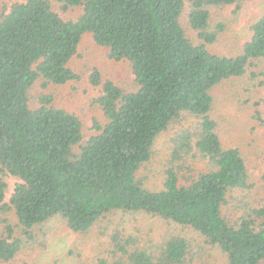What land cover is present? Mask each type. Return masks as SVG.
Segmentation results:
<instances>
[{"label":"trees","instance_id":"1","mask_svg":"<svg viewBox=\"0 0 264 264\" xmlns=\"http://www.w3.org/2000/svg\"><path fill=\"white\" fill-rule=\"evenodd\" d=\"M54 1L82 11L66 20L51 0L0 3V209L12 210L20 227L15 234L4 221L0 263L12 261L51 218L85 233L113 211H141L191 227L220 248L226 264H264V196L252 192L246 156L224 144L212 116L216 86L248 72L258 77L250 68L264 58V15L248 26L240 53L225 56L207 47L219 28L207 30L213 9L249 0ZM85 32L108 48V58L129 63L135 90L93 69L89 81L99 91L92 101L105 122L93 123L95 133L83 140L76 114L49 94L33 101L30 90L38 81L46 87L78 79L69 61ZM263 102L245 100L259 126ZM174 124L187 126L171 139L162 187L149 189L137 172L156 137ZM195 159L207 169L192 175ZM6 176L17 179L7 202ZM132 242L111 236V264H193L181 235L154 250Z\"/></svg>","mask_w":264,"mask_h":264},{"label":"rangeland","instance_id":"2","mask_svg":"<svg viewBox=\"0 0 264 264\" xmlns=\"http://www.w3.org/2000/svg\"><path fill=\"white\" fill-rule=\"evenodd\" d=\"M18 0H0L9 4ZM53 7L66 20H75L82 9L80 6L62 10L54 0ZM264 15V0H249L239 6L228 5L213 9L207 30H215L216 41L207 44L212 53L233 56L241 51L243 43L249 39L248 26ZM191 35L197 37L195 33ZM197 40V38H195ZM108 48L95 44L90 33L82 35L77 53L70 59L69 66L78 79L63 85L49 84L42 87L36 82L30 93L35 101L39 94H49L52 102L78 116L82 122L83 140L95 133L93 123L103 124L105 118L93 99L98 95L99 86H93L89 75L97 69L102 80L109 79L124 91L135 90L133 75L126 60L114 61L107 56ZM250 71L258 73L251 79L249 72L239 78L224 81L213 90L215 99L212 116L218 121V131L224 144L239 146L246 156L250 168V180L255 184L253 193L264 196V126L251 119V112L245 100L251 97L264 98V58ZM264 118V102L261 103ZM184 125H172L160 133L153 145L151 159L137 172L144 186L156 190L162 187L164 169L170 156L172 137ZM194 162V161H193ZM193 165V163H192ZM192 175L207 169L204 162L195 159ZM8 184L5 199L7 202L16 178L6 176ZM5 220L14 227L15 234L20 227L12 210L5 213L0 209V236L4 234ZM35 238L25 245L10 262L0 264H97L106 259L111 264L110 238L119 233L122 238L132 237V247L154 250L164 238L181 235L187 239L194 255L193 264H226V258L216 245L206 243L204 237L191 227L152 216L141 211H113L101 217L85 233L71 231L59 217H54L34 228Z\"/></svg>","mask_w":264,"mask_h":264}]
</instances>
